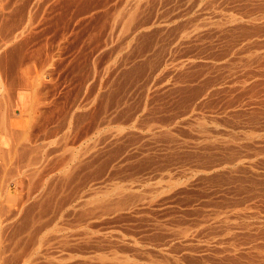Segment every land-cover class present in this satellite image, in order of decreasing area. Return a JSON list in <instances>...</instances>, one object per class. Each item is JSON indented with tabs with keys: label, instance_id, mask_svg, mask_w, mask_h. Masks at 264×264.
Returning <instances> with one entry per match:
<instances>
[{
	"label": "rangeland",
	"instance_id": "obj_1",
	"mask_svg": "<svg viewBox=\"0 0 264 264\" xmlns=\"http://www.w3.org/2000/svg\"><path fill=\"white\" fill-rule=\"evenodd\" d=\"M0 264H264V0H0Z\"/></svg>",
	"mask_w": 264,
	"mask_h": 264
}]
</instances>
